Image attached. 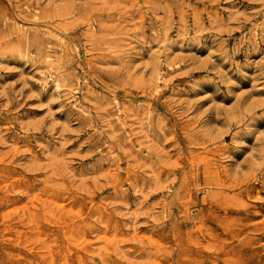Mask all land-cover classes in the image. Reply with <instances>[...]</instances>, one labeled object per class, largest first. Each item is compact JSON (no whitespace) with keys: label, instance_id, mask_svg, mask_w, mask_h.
Here are the masks:
<instances>
[{"label":"rangeland","instance_id":"1","mask_svg":"<svg viewBox=\"0 0 264 264\" xmlns=\"http://www.w3.org/2000/svg\"><path fill=\"white\" fill-rule=\"evenodd\" d=\"M0 264H264V0H0Z\"/></svg>","mask_w":264,"mask_h":264},{"label":"bare ground","instance_id":"2","mask_svg":"<svg viewBox=\"0 0 264 264\" xmlns=\"http://www.w3.org/2000/svg\"><path fill=\"white\" fill-rule=\"evenodd\" d=\"M206 202V201H205ZM195 224V223H194ZM199 241V240H198ZM222 243V242H221ZM207 245V244H206Z\"/></svg>","mask_w":264,"mask_h":264}]
</instances>
